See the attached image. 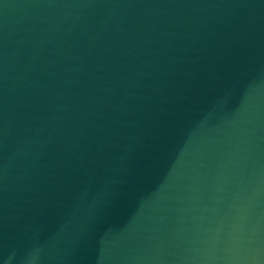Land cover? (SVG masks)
I'll list each match as a JSON object with an SVG mask.
<instances>
[{"label":"water","instance_id":"obj_1","mask_svg":"<svg viewBox=\"0 0 264 264\" xmlns=\"http://www.w3.org/2000/svg\"><path fill=\"white\" fill-rule=\"evenodd\" d=\"M0 264H264V0H0Z\"/></svg>","mask_w":264,"mask_h":264},{"label":"clouds","instance_id":"obj_2","mask_svg":"<svg viewBox=\"0 0 264 264\" xmlns=\"http://www.w3.org/2000/svg\"><path fill=\"white\" fill-rule=\"evenodd\" d=\"M34 259V258H33Z\"/></svg>","mask_w":264,"mask_h":264}]
</instances>
